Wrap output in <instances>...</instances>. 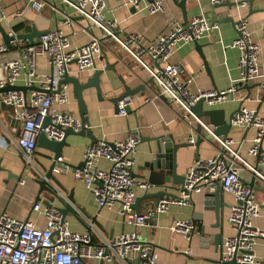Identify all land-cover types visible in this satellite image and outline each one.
<instances>
[{
	"label": "built area",
	"instance_id": "1",
	"mask_svg": "<svg viewBox=\"0 0 264 264\" xmlns=\"http://www.w3.org/2000/svg\"><path fill=\"white\" fill-rule=\"evenodd\" d=\"M124 4L133 10L145 9L148 14L163 11L161 0H123ZM210 5L228 0H206ZM69 6L76 15L84 18L91 26L97 28L101 37L113 39L124 50L132 55L149 73L157 88V97L174 103L186 118L189 107L199 98L208 107L222 103L227 95L234 92L235 84L223 90L209 89L205 91H191L190 84L194 76L181 77V70L177 63H170L169 57L179 43L192 42L217 29V22H210L201 13L191 16L185 24L170 22L168 28L157 35L152 41L142 43L135 34H128L124 38L116 35L118 20L105 16L104 0H59ZM32 10H40L42 0H27ZM237 7L245 6L241 1ZM21 15L22 11H18ZM7 17L0 0V21ZM69 24V19L63 21ZM236 37L227 45L237 50L236 68L239 77L236 82L243 83L261 76L259 54L261 44L252 38L244 16H238L234 22ZM7 34L12 37L8 43L0 42V54L9 51V45H15L20 40L14 38L16 32L9 29ZM20 58L4 61L1 65L3 76L0 77V88L14 85L18 76L25 69L24 77L27 86L35 85L46 92L30 91L25 96L18 90L0 91V104L9 107L18 124L16 145L21 151L26 163H30V156L35 148L36 138L42 133L47 139L59 141L63 136V129L68 127L78 131L86 127L78 117L58 111L53 103L67 102L66 83L59 80L63 73L69 72L71 63L76 70L84 71L93 68L94 58L100 53V40L91 38L89 41L74 45L64 31L52 28L36 37L32 45L20 48ZM145 55V63L141 56ZM43 56L51 71L48 74L37 73L34 70L35 58ZM155 58L158 68L152 65ZM73 61V62H72ZM264 86V82H262ZM58 87V91H56ZM135 96V95H134ZM133 96V97H134ZM132 97V98H133ZM132 98L123 97L116 102L117 114L125 115L124 107ZM48 117L49 123L43 125ZM204 131L211 133L207 125L195 119ZM234 126L254 128L255 134L246 153L249 156L259 155L258 167L254 169L240 155L238 145L229 137L211 135L217 144V153L195 160L186 170L183 182L171 196L162 195L155 206L142 214L132 210L134 188L146 190L152 184L144 180L135 179L131 174L134 164V153L139 142L137 128L128 129L120 140H97L85 146L82 153V165H70L59 155L54 159L52 172L70 173L74 178L83 182L91 193L98 208L111 209L116 207L115 213L125 222L134 227L143 225L145 221L156 213L164 212L170 206H184L191 203L192 195L213 191L220 187L233 197V204L229 206L226 223L231 234L223 237L220 247V261L229 262L234 259L235 264H264V258L256 257L253 246L256 238H264V230L255 228L252 224L258 216L259 205L255 200L253 190L242 184L239 179L240 169L252 172L258 183L264 185V174L260 166L264 165V152L260 151V139L263 134L264 117L255 110L238 106L230 118ZM187 142L193 143L192 135ZM0 146L5 143L0 138ZM103 160L106 166L98 168L96 162ZM20 180V183H23ZM31 211L45 220L44 227H37L32 220H19L0 213V264H127V255H135L138 264H158L157 257L151 246L139 238L135 229L122 232L109 239L99 235L94 242L89 231L76 232L67 227L65 219L51 206H45L40 201L32 202ZM195 228L191 219L174 220L169 230L180 233L188 238Z\"/></svg>",
	"mask_w": 264,
	"mask_h": 264
},
{
	"label": "crops",
	"instance_id": "2",
	"mask_svg": "<svg viewBox=\"0 0 264 264\" xmlns=\"http://www.w3.org/2000/svg\"><path fill=\"white\" fill-rule=\"evenodd\" d=\"M42 1L43 6L36 11L28 6L27 0H2V6L7 17L0 21V26L6 33L11 29L16 34L29 32L31 25L38 31L60 28L74 45L85 43L93 37L100 40V53L94 58L93 68L78 71L74 63H71L67 73L76 78L78 82H84L93 70H101L99 75L101 99H96L93 88H87L81 93L88 128L97 140L108 142L120 140L128 129L133 128H137L142 137L169 135L174 143L187 142L189 135L195 139L193 131L195 120L192 117L183 118L181 110L174 103L157 97V88L153 81L130 100L128 104L129 113L118 115L108 100V98L121 92L120 83L116 79L117 75L133 87L150 78L149 73L113 39L101 37L97 28L91 26L81 16L76 15L69 6L60 3L59 0ZM161 1L163 11L148 14L145 9L131 10L124 4L123 0H104L105 16L107 18L114 17L118 20L115 32L119 38L122 39L128 34H135L142 43L152 41L157 35L164 32L170 22L184 24V21L187 22L191 16L197 13H201L206 19L213 15L220 18L228 14L234 22L238 16H244L252 38L261 44L259 54L261 76L248 80V82H264V44L261 37L264 11L259 10L264 9V0H252L250 9L248 8V0H230L232 2H245V6L237 7L235 5L230 10H227L225 6L212 8L206 0H185L184 18L175 0ZM20 10L22 14L17 15L16 13ZM250 10L256 11L251 12ZM66 18L69 19L68 25L63 23ZM217 24V29L196 40L200 45V51L206 61L209 74L203 69L200 55L194 49L192 42L179 43L168 59L170 63L179 65L181 77L194 76V80L189 86L191 91L197 89L201 91L223 90L235 84L239 77L236 68L237 50L227 46L237 33L234 26L228 21L217 22ZM0 42H2L1 37ZM27 44V41L22 39L15 45H9V51L0 54V77L3 76L2 63L20 58V48ZM141 59L145 63L148 62L145 55H142ZM104 63L112 64L114 71H104ZM34 70L37 73L48 74L51 68L45 57L37 56ZM24 71L25 69H22L14 85L27 86ZM67 85V102L63 104L53 103V106L58 111L68 112L78 117L76 97L71 84L67 83ZM30 91L32 90L26 89L25 96H28ZM245 94V89L236 87L234 92L228 94L222 103L211 107L203 104V108L221 109L226 118L238 106H244L247 109L255 110L257 114L264 117V89L260 86L254 87L250 89L248 97L245 98ZM13 119L10 108L0 104V138L5 143L4 148L0 146V213H5L19 220H32L37 227L41 228L45 226V220L31 211L30 206L38 194V185L34 179H38L40 174L45 172L51 162L52 153L37 147L35 144L30 156L31 162L26 163L16 145L18 124H15ZM254 134V128L234 125H231L226 134V137L234 141V146L238 145L240 155L249 164H253L254 157L249 156L246 151L251 145ZM88 144L89 139L84 135H66L64 145L60 149V156L68 164L78 165L82 161L83 150ZM259 146L260 151L264 152V130ZM217 149L216 142L211 138L210 144L202 143L198 147V159L217 153ZM193 157L194 148L192 146L181 147L176 150L175 172L177 175L184 176L187 168L195 161ZM148 158L147 142H138L134 153V164L131 168V174L135 179L147 181L148 172L142 167ZM96 166L103 168L106 163L103 160H98ZM249 178L248 170L240 169L239 179L249 181ZM20 180L24 182L20 183ZM49 182L62 195L70 196L73 205L76 207V215L80 220L73 216H66L64 219L67 222V227L76 232H83L89 228L94 242L98 241L95 231L102 237L109 239L122 232L135 229L140 239L153 246L152 250L157 257L158 264H233L230 261H220L221 241L223 237L232 233L226 223V216L228 208L234 200L227 191L222 190L221 195L222 202L228 205L222 207L219 213L222 221L221 230L211 227L214 224L213 212L203 208V195L206 192L193 194L189 205L170 206L164 212L149 217L143 225L134 227L115 213V206L111 209L98 208L83 182L74 178L70 173L52 172ZM176 188V185L170 183H165L164 186L151 185L146 190L134 188V198L160 190L175 193ZM254 188L252 190L259 205V213L252 224L255 228L264 230V185L257 182ZM48 196L45 192L39 193L41 199ZM153 202L154 198L140 199L138 214L143 213L142 206L144 204ZM52 204L58 205L55 200ZM90 217L93 220H90ZM187 219H191L195 225L188 238L169 230V225L174 220ZM218 232L221 233V237L218 244L215 245L213 235ZM253 253L256 257L264 258V238H256ZM127 257V264H138L137 256L132 254L127 255Z\"/></svg>",
	"mask_w": 264,
	"mask_h": 264
},
{
	"label": "water",
	"instance_id": "3",
	"mask_svg": "<svg viewBox=\"0 0 264 264\" xmlns=\"http://www.w3.org/2000/svg\"><path fill=\"white\" fill-rule=\"evenodd\" d=\"M176 5L180 8L182 14H183V7L185 0H175ZM252 0H248V8L250 9ZM237 2H232L230 0L212 4V8H216L218 6H225L227 10H230L233 8ZM132 10V8H131ZM264 11V9H259ZM251 12L256 10H250ZM184 18V14H183ZM210 22H222V21H228L230 24L234 26V21L231 16L226 14L225 16H221L220 18H217L215 15H213L211 18L208 19ZM184 24L186 25V21H184ZM47 30H36L33 25L30 26L29 32H23V33H17L15 34L14 38L18 40H26L28 44L32 45L34 43V39L38 37L39 35L45 33ZM0 37L3 43H8L12 37L9 36L4 29L0 26ZM261 37L264 44V22L261 24ZM194 45V49L198 52L200 55L201 61H202V67L203 69L209 74V69L207 67L206 61L200 51V45L197 43L196 40L192 41ZM152 65L156 68H158V64L155 58L152 60ZM73 62V61H72ZM264 67V65H263ZM103 70H111L114 71L112 64H106L103 65ZM101 73V70H93V72L85 79L84 82H78V80L67 73H63L61 79L59 80L60 83H70L72 91L76 97L77 104H78V118L81 121V123H84L86 127H81L78 131H72L70 128L66 127L63 129V136L59 141H54L51 139H47L42 133H39V135L36 138V146L44 148L48 150L51 154V162L49 166L46 168L45 172L40 174V177L38 179H34L35 182L38 185V194H36L35 199L33 202L40 201L41 204L45 206H51L54 209H56L60 215L61 219L63 220L66 216H73L80 220L77 217V211L76 207L73 205V201L70 196H64L60 192H58L57 189L53 187V185L49 182L51 178L52 173V166L54 164V159L60 155V149L64 145V139L66 135L69 134H77V135H84L89 139V143H93L97 141L95 136L91 133L90 129L88 128L86 116H85V109L82 102V91L87 88H93L94 94L96 96L97 100L101 99V92L99 87V75ZM116 79L120 83L121 92L118 95L112 96L108 98V100L113 105V110L117 111L116 102L123 98L128 97L132 98L134 95H136L138 92L142 91L145 86L152 82L151 77L146 79L145 81L141 82L140 84L136 86H129L123 78L117 75ZM262 87L264 89V86L262 83H249L248 81H245L243 83L236 82L235 87L243 88L246 91L245 98L249 96L250 89L254 87ZM26 89H30L33 91H40V92H46V90H43L36 86H19V85H5L0 88V91H6V90H18L21 91L23 94H25ZM58 91V87L56 89ZM203 98H199L193 105L189 107V112L193 115L190 116L188 113L185 115L187 117H192L193 119H199L202 123L207 125L210 129L211 133L204 132V129L200 126L198 122H195L193 125V131L195 134V139L193 143L189 142H181V143H174L171 141V137L168 136H148V137H142L139 136V142L145 141L147 142V153L149 154V158L146 160V162L143 164L142 169H146L147 174V182L152 185L157 186H164L165 183H170L173 185H176L177 187H180L183 182V176L177 175L175 172L176 167V150L178 148H183L187 146H192L194 148V160L198 159L197 151L198 147L202 143L210 144V140L212 138L211 135L215 136H222L225 137L228 130L231 127L230 124V118L233 115L234 112L237 111L238 107L230 112L227 117H224V112L221 109L216 108H203ZM124 110L126 113L130 112L129 106L126 105L124 107ZM206 118V121H202L201 118ZM13 122L17 124V120L13 119ZM49 123L48 117H46L43 121V125H46ZM264 130V126H263ZM152 142V144H151ZM259 162V155H257L254 158L253 167L256 169L258 167ZM82 165V161L78 166ZM260 170L264 174V165L260 166ZM242 184L250 187L251 189H255V183H257V180L255 179L253 173H250L249 181L240 180ZM166 188V187H165ZM45 192L48 194V197L40 198L39 193ZM162 195L171 196L173 193L166 192V190H160L152 194H146L144 196H141L139 198H134L132 203V210L135 213H138V202L140 199L143 198H154L153 203H147L142 206V211L145 212L147 209H149L152 206H155L160 199ZM222 189L220 187H216L213 191L206 192L203 195L204 201H203V208L207 210H211L213 212V218H214V224L211 225V227H216L221 230L222 228V221L219 217V213L222 207L228 206L224 202H222ZM57 201L58 205H53L52 203ZM154 216V215H153ZM152 216V217H153ZM90 220H93L92 217H90ZM86 231H89V228H86ZM201 235L203 233L200 231ZM221 237V233L218 232L217 234L213 235V242L215 245L218 244L219 239ZM151 248L153 246L151 245ZM231 263L235 264L234 259L230 261Z\"/></svg>",
	"mask_w": 264,
	"mask_h": 264
},
{
	"label": "rangeland",
	"instance_id": "4",
	"mask_svg": "<svg viewBox=\"0 0 264 264\" xmlns=\"http://www.w3.org/2000/svg\"><path fill=\"white\" fill-rule=\"evenodd\" d=\"M201 120H202V121H206V118L202 117ZM204 132H205V131H204Z\"/></svg>",
	"mask_w": 264,
	"mask_h": 264
}]
</instances>
